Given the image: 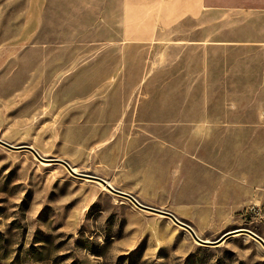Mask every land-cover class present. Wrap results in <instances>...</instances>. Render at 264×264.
<instances>
[{"label": "rangeland", "instance_id": "1", "mask_svg": "<svg viewBox=\"0 0 264 264\" xmlns=\"http://www.w3.org/2000/svg\"><path fill=\"white\" fill-rule=\"evenodd\" d=\"M183 1L0 0V140L31 146L120 191L118 140L110 143L119 124H109L125 102L139 104L138 114L179 119L188 94L214 98L182 90L183 47L195 36L193 19L231 17H182ZM118 53L130 56L115 59ZM189 78L197 83L199 76ZM138 202L185 224L181 217L189 218L202 240L241 228L264 241V200L233 205L208 224L178 205ZM0 264H264V249L246 235L201 246L168 218L95 181L0 146Z\"/></svg>", "mask_w": 264, "mask_h": 264}, {"label": "crops", "instance_id": "2", "mask_svg": "<svg viewBox=\"0 0 264 264\" xmlns=\"http://www.w3.org/2000/svg\"><path fill=\"white\" fill-rule=\"evenodd\" d=\"M181 12L231 17L193 19L188 27L195 36L183 47L182 74L188 80L182 90L214 92V98L192 101L188 94L179 119L148 110L138 114L133 100L121 106L113 124L93 112L110 130L119 124L110 143L118 140L121 192L145 203L178 205L208 224L225 219L233 205L264 200V0H185ZM192 75L199 76L197 83H191ZM181 218L196 236L202 233Z\"/></svg>", "mask_w": 264, "mask_h": 264}, {"label": "water", "instance_id": "3", "mask_svg": "<svg viewBox=\"0 0 264 264\" xmlns=\"http://www.w3.org/2000/svg\"><path fill=\"white\" fill-rule=\"evenodd\" d=\"M0 146L6 148L8 150H11V151H26V152L30 153L40 163H43V164H58V165H61L62 167H64L66 169V171L73 177L95 181V182L99 183L101 186H103L108 192L128 200L136 208H138L140 210H143V211H148V212H151V213H154V214H157V215H160V216L168 218L176 226H178V227L182 228L183 230H185L190 235L192 240L194 242L198 243L201 246L215 247V246H218L219 244H221L222 242H224L229 237H232V236H235V235H246L247 237H249L253 241L257 242L264 249V241L259 236H257L256 234H254L253 232H251V231H249L247 229H241V228L228 231V232L222 234L218 239H216L214 241L202 240V239H200V238H198L196 236V234L194 233V231L192 230V228L190 226H188L187 224L177 220L171 213H169L167 211H162V210H158V209H154V208H150V207L144 206V205L140 204L131 195H129L127 193H123L121 191H118V190L112 188L110 185L107 184L106 181H104L103 179H101L99 177L85 175V174H81V173L75 172L63 160L42 158L31 146H26L25 145V146L14 147V146H11V145H8V144L2 142L1 140H0Z\"/></svg>", "mask_w": 264, "mask_h": 264}, {"label": "bare ground", "instance_id": "4", "mask_svg": "<svg viewBox=\"0 0 264 264\" xmlns=\"http://www.w3.org/2000/svg\"><path fill=\"white\" fill-rule=\"evenodd\" d=\"M74 170V169H73ZM75 171V170H74ZM107 182V181H106ZM108 185L111 186V184L109 182H107ZM112 187V186H111ZM102 189H105L103 186H102ZM198 237V236H197ZM199 238V237H198Z\"/></svg>", "mask_w": 264, "mask_h": 264}]
</instances>
